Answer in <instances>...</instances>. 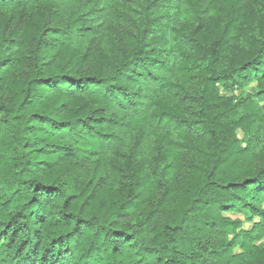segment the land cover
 Here are the masks:
<instances>
[{
  "label": "trees",
  "instance_id": "obj_1",
  "mask_svg": "<svg viewBox=\"0 0 264 264\" xmlns=\"http://www.w3.org/2000/svg\"><path fill=\"white\" fill-rule=\"evenodd\" d=\"M253 82L264 0H0V264H264Z\"/></svg>",
  "mask_w": 264,
  "mask_h": 264
},
{
  "label": "rangeland",
  "instance_id": "obj_2",
  "mask_svg": "<svg viewBox=\"0 0 264 264\" xmlns=\"http://www.w3.org/2000/svg\"><path fill=\"white\" fill-rule=\"evenodd\" d=\"M258 87L259 84L257 82H253L252 84H250L249 86H247L246 88H244L243 90H237L233 93H230V96L235 97L237 100H242V99H247V98H251L254 101H257L259 103V105L263 108V112H264V99L261 98L260 96H258ZM223 94V93H222ZM238 137L242 140L243 139V134L242 131H238ZM231 218L233 219H240L244 222V227L245 229H249L250 228V224H248L245 221V218L242 215H238V214H233L231 215ZM264 243V236L262 237L261 240L257 241V244H262Z\"/></svg>",
  "mask_w": 264,
  "mask_h": 264
}]
</instances>
